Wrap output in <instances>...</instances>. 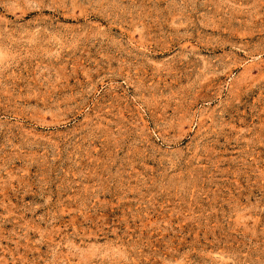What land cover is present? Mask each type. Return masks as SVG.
<instances>
[{"label": "rangeland", "instance_id": "1", "mask_svg": "<svg viewBox=\"0 0 264 264\" xmlns=\"http://www.w3.org/2000/svg\"><path fill=\"white\" fill-rule=\"evenodd\" d=\"M0 264H264V0H0Z\"/></svg>", "mask_w": 264, "mask_h": 264}]
</instances>
